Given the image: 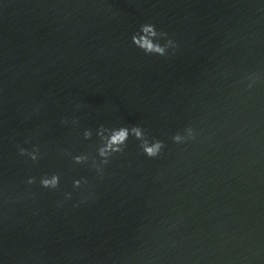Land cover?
I'll return each instance as SVG.
<instances>
[{"label":"water","instance_id":"95a60500","mask_svg":"<svg viewBox=\"0 0 264 264\" xmlns=\"http://www.w3.org/2000/svg\"><path fill=\"white\" fill-rule=\"evenodd\" d=\"M146 20L174 36L176 55L133 47ZM254 70L264 71L259 0H3L0 190L23 193L27 175L51 168L69 187L86 174L57 157V146L81 147L61 116L143 123L168 143L146 159L130 140L111 176L93 180L90 205L56 209L36 186L34 202L0 197L3 264H264V84L238 83ZM189 123L197 141L172 144ZM26 138L45 152L37 166L16 154Z\"/></svg>","mask_w":264,"mask_h":264},{"label":"clouds","instance_id":"9594fccd","mask_svg":"<svg viewBox=\"0 0 264 264\" xmlns=\"http://www.w3.org/2000/svg\"><path fill=\"white\" fill-rule=\"evenodd\" d=\"M3 0H0V4ZM260 7L264 8V0H259ZM113 16L117 12L112 13ZM131 44L145 57H160L169 59L176 55L180 45L178 41L167 30L159 27L156 23L146 20L131 34ZM238 83L244 90L264 84V71H249L245 73ZM39 105L33 107V111L39 109ZM81 105H74L73 111H79ZM60 126L75 133L76 143L81 147L57 146L55 149L57 157L63 160L73 172L85 169L86 174H78L71 177L70 187L65 180V173L59 169L51 168L41 171L38 175H27L21 183L25 185L23 193L14 189L6 194L0 190V197L4 202L15 204L21 199L34 202L39 190L55 193L57 198L52 202L56 209L64 208L70 204L73 208L90 205L99 198L95 181H105L111 176L110 165L117 158L125 157L128 154L129 142L134 140L135 149L138 155L146 159H159L168 147L165 139L154 135L144 125H118L101 123L95 128L81 126L77 116H61ZM199 131L189 123L182 128L173 131L168 139L174 145H186L197 141ZM16 154L31 166L39 165L44 158L45 152L42 146L26 138L22 142L14 144ZM161 174L157 172L154 180L159 181ZM0 264L3 261L0 260Z\"/></svg>","mask_w":264,"mask_h":264}]
</instances>
